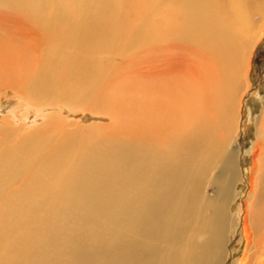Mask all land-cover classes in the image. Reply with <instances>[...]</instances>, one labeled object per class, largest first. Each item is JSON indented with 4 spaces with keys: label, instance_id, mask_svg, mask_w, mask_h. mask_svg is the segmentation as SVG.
<instances>
[{
    "label": "bare ground",
    "instance_id": "bare-ground-1",
    "mask_svg": "<svg viewBox=\"0 0 264 264\" xmlns=\"http://www.w3.org/2000/svg\"><path fill=\"white\" fill-rule=\"evenodd\" d=\"M110 2L38 25L37 62L0 52V90L29 107L0 116V264H224L239 232L234 264H264V109L235 213L231 147L264 0H148L124 41ZM128 46L111 71L101 53ZM75 108L107 121L79 125Z\"/></svg>",
    "mask_w": 264,
    "mask_h": 264
},
{
    "label": "rangeland",
    "instance_id": "rangeland-1",
    "mask_svg": "<svg viewBox=\"0 0 264 264\" xmlns=\"http://www.w3.org/2000/svg\"><path fill=\"white\" fill-rule=\"evenodd\" d=\"M27 1L28 0H0V52L6 47H8L11 52H16V49H21L19 52L29 56L30 60L33 62H37L36 58L45 53V50L48 48L45 47V45L49 41V39L44 36L43 32L38 29V25L51 24L52 27H56L57 25L60 26L61 24L62 26L64 24V26H68L70 23V16L72 17V22H76V9L78 10L90 3L91 9L87 6V11H90L91 14L94 15L97 13V3H101L103 0H88L86 3H83L86 0H36L32 5ZM117 1L111 0L110 3L113 8L111 7L110 9H119L120 12H122V15H120L121 17L118 15L119 17L117 16L116 19L122 20L126 26L122 40L124 41L125 38L131 36L135 27L141 26V23L144 24L146 22V14L148 13L147 9L149 7L147 5L148 0ZM119 1L121 2V5ZM24 7L30 8L32 11L27 10ZM19 12L27 14V16L22 15ZM29 14H34L36 17L35 20L37 21L36 23L39 24L32 21ZM80 17L82 16L79 13L78 18ZM80 19H77V21L79 22ZM257 42L258 44L252 50V56L249 59L250 67L248 78L250 90H248V92L242 97L243 101L241 102V107L239 109V138L237 139L238 141L236 140L231 146L238 154L237 164L239 166L238 173L240 176L235 188L242 194L238 198L232 199L234 201L232 205V213L237 211L239 204L243 199L248 198L249 191L252 189L250 184L253 179H251L252 175L250 169H252L254 163V155L249 153V149H251L256 140L259 126L258 121L264 109V34L259 37ZM138 49L133 46H128L125 49L124 58L120 52L119 54L117 52L112 54L105 52L101 53L100 56L105 60H109V64H111L109 69L113 71L116 68L126 66L124 65L126 62L125 60L132 59ZM127 54L128 56H126ZM17 55L20 54L17 53ZM243 66L244 64H241L242 72L244 70ZM34 73L35 72L33 71L26 76L24 81L32 77ZM111 73L113 74L114 72ZM0 93L2 94L0 96V116L5 117L6 115H11L15 110H18L21 105H24L25 108H29L27 104H22L15 99V93L13 91H10L8 95H5L4 90L1 89ZM22 111L24 112L26 109ZM32 113L36 115V109H33ZM66 115L71 121L77 119L79 125H87V123L92 125L95 124V122L105 124L107 121L106 118L95 117V114L89 112L83 113L78 108L68 110ZM63 122L64 120H61L60 124L65 127ZM229 175L230 174H228V176ZM208 191L211 194L218 192L217 189L212 187H210ZM238 235L236 234L235 237H233L228 246V256L224 264H234L235 260L242 253V248H239L237 245V241L241 237L240 232Z\"/></svg>",
    "mask_w": 264,
    "mask_h": 264
}]
</instances>
